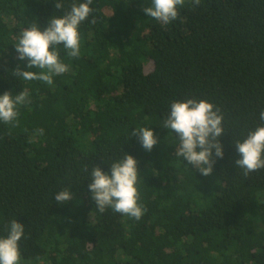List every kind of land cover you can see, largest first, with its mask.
Segmentation results:
<instances>
[{
  "label": "trees",
  "instance_id": "trees-1",
  "mask_svg": "<svg viewBox=\"0 0 264 264\" xmlns=\"http://www.w3.org/2000/svg\"><path fill=\"white\" fill-rule=\"evenodd\" d=\"M0 264H264V0H0Z\"/></svg>",
  "mask_w": 264,
  "mask_h": 264
}]
</instances>
